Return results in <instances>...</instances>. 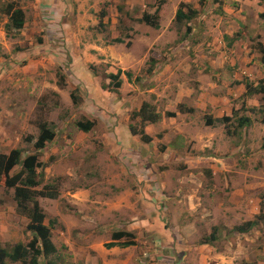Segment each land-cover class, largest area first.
I'll list each match as a JSON object with an SVG mask.
<instances>
[{
    "label": "rangeland",
    "instance_id": "1",
    "mask_svg": "<svg viewBox=\"0 0 264 264\" xmlns=\"http://www.w3.org/2000/svg\"><path fill=\"white\" fill-rule=\"evenodd\" d=\"M96 1L0 0V155L22 151L10 176L25 174L28 155L39 157L36 190L47 197L37 202L56 252L37 264H197L194 245L202 244L206 264H264V101L245 93L246 83L264 86V1ZM181 3L198 12L188 23L174 21ZM8 4L23 11L24 25L7 34ZM158 12L159 29L140 22ZM113 38L122 44L108 45ZM118 70L114 89L109 74ZM142 102L161 116L146 129L154 144L117 149V140H140L127 128ZM86 120L94 122L87 133L76 127ZM44 122L55 136L37 151L27 140ZM166 151L165 160L153 157ZM244 180L251 228L239 232V216L211 223L212 207L231 217L240 210L231 193ZM196 198L208 210L191 219ZM111 210L139 213L123 217L133 245L106 248L122 226ZM142 214L148 224L138 222ZM28 222L0 178V247L12 254L32 243Z\"/></svg>",
    "mask_w": 264,
    "mask_h": 264
},
{
    "label": "trees",
    "instance_id": "2",
    "mask_svg": "<svg viewBox=\"0 0 264 264\" xmlns=\"http://www.w3.org/2000/svg\"><path fill=\"white\" fill-rule=\"evenodd\" d=\"M264 1V0H259ZM202 2V1H201ZM184 8L187 9V12L184 11ZM5 16L8 18V22L5 24L4 28L6 33L12 30H19L24 25V13L21 9L15 7L13 4H8L2 10ZM198 14L197 10L193 9L191 6L181 3L179 8L176 11L174 21L176 23H188L192 19L196 17ZM106 16L105 10L100 12V21L99 26L104 27L102 24V19ZM141 22H144L146 25L159 29V12L158 14L152 15L148 13H144ZM190 31V28L187 27V32ZM121 38H115L111 40L108 45L113 44H122ZM261 52L264 54V46H259ZM264 60V58H263ZM151 72V68L147 71ZM121 75V70L117 71V74H109L110 83H114V89H118L121 85V82L118 81V77ZM126 77H129L128 73L124 74ZM113 85V84H112ZM246 94H262L264 97V86L259 85L257 88H253V86L249 83L245 84ZM131 120L139 123L137 128L136 125H129V130L132 135H139L140 138L145 143L151 142V137L145 133V126L147 124H155L157 123L161 116L155 110V107L152 106L149 102H143L138 110L133 111L131 113ZM241 122L249 123L247 118H242ZM262 124H264V111L262 113ZM210 122H208L209 124ZM94 126V122L86 120V121H78L76 123V127L78 130L82 132H89ZM39 135L37 139L28 138L27 142L32 143L34 149L40 151L45 148V145L50 142L55 134L53 129H51L47 123L39 124ZM264 141V139H263ZM264 146V143H263ZM21 151L20 150H12L9 154H1L0 155V178L3 177L4 185L7 188H14V199L16 202V207L20 208L24 214L27 215L29 222L26 226V229L35 234V238L32 243H29L27 246H23L22 244H17L13 248L12 254H10L5 248L0 247V264H5L7 259H10L12 262L21 261L29 252L33 254V258L30 260L29 264H37V257L43 256L46 258L50 254L56 252V248L50 239V231L48 227L44 225L45 214L41 210L37 198H44L45 193L41 190H36V187L39 185V182L35 179V170L39 167V157L37 155H28L22 162L23 167L25 169V174L22 171H19L17 174L10 176V171L15 167L20 165L21 159ZM32 204L30 208L28 204ZM251 224V223H247ZM241 231H246L242 228H239ZM133 236L132 233L126 231H120L112 233L111 242L106 245L107 249H111L115 246L120 247H129L134 244L133 241L129 240L128 237ZM122 241V242H119ZM37 244V246H36ZM21 264H24L21 262Z\"/></svg>",
    "mask_w": 264,
    "mask_h": 264
},
{
    "label": "crops",
    "instance_id": "3",
    "mask_svg": "<svg viewBox=\"0 0 264 264\" xmlns=\"http://www.w3.org/2000/svg\"><path fill=\"white\" fill-rule=\"evenodd\" d=\"M115 1L116 0H107V2L110 4L109 6L118 5L119 4V3H116ZM124 2H126L127 4H129L128 3V0H124ZM162 18L159 19V23H158L159 24V27H160V25H161V27L163 26V24H160V23H162V21H164ZM262 45L264 46V44H262ZM154 67H155V64H154ZM152 70H151V72H152ZM251 96L254 99H258L259 98L260 100H262V98L258 94H254V95H251ZM228 101H229V99L226 97L225 98V102H228ZM148 127L149 126H147L145 129H147ZM140 141L141 140H127V141L126 140H117V144H115V146L117 147V149L125 148V150H127V148H128L129 145L138 144L139 145V150H140V143H141ZM154 141L155 140H151V142L149 144H154ZM142 149H144V148H142ZM167 155L168 154H167V151H166L163 154H155L153 157H155L156 159H159V160H165L166 159L165 156H167ZM149 160H151V158ZM213 171H215V170H213ZM212 174L214 175V173H212ZM239 176H241V172H239ZM231 181H233V180H231ZM244 181H245V182H243L244 185L241 184V183H239V184H241L239 186V188H236L235 187V189H233V191L231 193L232 194L231 195V198L234 200L233 203H236L237 205L239 204L241 206L240 210H238V212H233V214H232L233 217H231L230 215L223 214L221 212L222 211L221 208L219 209L217 206L216 207H212V218L213 219H212L211 223H214L215 224L217 222V220H219L220 221V224H223L224 223V225H226V226L233 225L236 217H238V216H239L240 221H242L241 220L242 218L244 219L242 222L251 221V216L250 215L246 216V214H250L253 211V207L252 206H248V204H250V201L249 202L245 201L244 197L247 198V196H248L247 194L250 192V189L252 188V184L251 183L248 184L250 182L248 180H244ZM195 191L202 193L203 189L202 188L201 189H196ZM238 196H240V198H237L235 200V198L238 197ZM183 200L185 202L186 201V197H184ZM113 202L114 201H111L110 203L114 204ZM140 202H141V200H140ZM200 203H202V200H200L199 198H196V200H192V201L188 200V204H187V208L186 209H187V213L191 216V219L195 215H197V217H198V214H201V213L204 214V212H206L205 210H208L207 209V206H205L206 209H204V211H202L199 208L200 207ZM131 208H133V206H131ZM228 210H229V208H228ZM113 211H116V210H111L110 211V214H112V218L115 219L113 223L114 224H118V225L119 224L122 225L121 226V231H125L124 230V228H125L124 226L125 225H123V224H126L127 223L125 221V218H123L124 215L127 216L128 214H132V215H136L137 218L139 217V213L138 212L131 213L129 211V213L126 212V214H124V213L120 212V210H118L117 213H116V215H115V214H113ZM207 216H208V214H207ZM207 216H205V217H207ZM148 218H149V216H145V214H142L140 216V221H138V222H140V223L143 222V223H147L148 224L149 223ZM122 219H124V222L122 221ZM132 219H134V218H132ZM191 219L190 220L188 219V222L185 223L190 228H194L196 226L195 224H192V222H196V221L198 222V221L201 220V218H198L197 220H191ZM202 222L205 223V221H203V220H202ZM128 228L130 229V227H128ZM118 232H120V231H118ZM126 232H130V231H126ZM208 246H209V244H202V245H196V246L194 245V253H196V259H197L196 260V263L197 264H206V262H205L206 260L203 257H199L200 256L199 255V251L207 249ZM115 249H118V247L115 246V247L111 248L112 251L115 250Z\"/></svg>",
    "mask_w": 264,
    "mask_h": 264
},
{
    "label": "clouds",
    "instance_id": "4",
    "mask_svg": "<svg viewBox=\"0 0 264 264\" xmlns=\"http://www.w3.org/2000/svg\"><path fill=\"white\" fill-rule=\"evenodd\" d=\"M177 11V10H176ZM175 14H176V12H175ZM142 18V17H141ZM140 18V19H141ZM141 22V21H140ZM141 23H144V22H141ZM145 24V23H144ZM148 26V25H147ZM115 38H113L112 40H114ZM245 93H246V89H245ZM256 94V93H255ZM251 95H254L253 93L251 94ZM258 95H260L261 96V98H262V100L264 101V97H263V95L262 94H258ZM143 103V102H142ZM141 103V104H142ZM139 109V108H138ZM136 111V110H135ZM131 114H130V116H129V121H130V123H129V125L130 124H133V122H132V120H131ZM129 125H128V131H129V136H131V137H138L141 141L140 142H142V143H145L141 138H140V136L139 135H132L131 134V132H130V130H129ZM149 125H153V124H147L146 126H145V128L147 127V126H149ZM144 128V130H145V133L147 134V132H146V129ZM145 144H147V143H145ZM149 144V143H148ZM15 150H19V149H15ZM21 151V150H20ZM11 152V151H10ZM9 152V153H10ZM8 153V154H9ZM21 153H22V151H21ZM5 155H7V154H5ZM20 159H21V156H20ZM16 167V166H15ZM251 193L252 192H249L247 195V197H251ZM262 208V207H261ZM260 213V212H259ZM261 214L262 213H260L258 216H260L261 217ZM247 223H251V224H247ZM252 223H253V220H251V221H248V222H244L243 224H241V225H239V227H238V231L239 232H246L247 230H249L250 228H251V226H252ZM244 225V226H243ZM243 227V229L244 230H246V231H241L239 228H242ZM130 233V232H129Z\"/></svg>",
    "mask_w": 264,
    "mask_h": 264
}]
</instances>
